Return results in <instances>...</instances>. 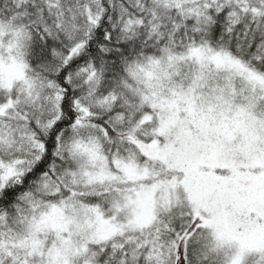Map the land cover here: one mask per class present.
<instances>
[{
    "label": "snow or ice",
    "instance_id": "obj_1",
    "mask_svg": "<svg viewBox=\"0 0 264 264\" xmlns=\"http://www.w3.org/2000/svg\"><path fill=\"white\" fill-rule=\"evenodd\" d=\"M0 264H264V0H0Z\"/></svg>",
    "mask_w": 264,
    "mask_h": 264
}]
</instances>
